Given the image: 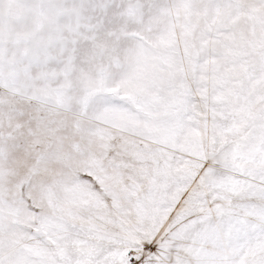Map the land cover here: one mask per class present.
<instances>
[{
    "label": "snow or ice",
    "instance_id": "snow-or-ice-1",
    "mask_svg": "<svg viewBox=\"0 0 264 264\" xmlns=\"http://www.w3.org/2000/svg\"><path fill=\"white\" fill-rule=\"evenodd\" d=\"M0 264H264V0H0Z\"/></svg>",
    "mask_w": 264,
    "mask_h": 264
}]
</instances>
